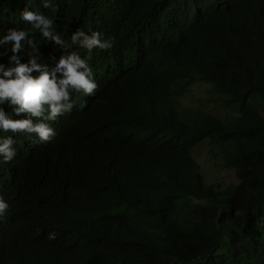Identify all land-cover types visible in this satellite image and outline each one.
Returning <instances> with one entry per match:
<instances>
[{
	"label": "trees",
	"instance_id": "1",
	"mask_svg": "<svg viewBox=\"0 0 264 264\" xmlns=\"http://www.w3.org/2000/svg\"><path fill=\"white\" fill-rule=\"evenodd\" d=\"M55 2L58 32L113 46L93 103L0 164V264H264V0ZM197 83L214 110L180 105ZM206 140L222 184L192 155Z\"/></svg>",
	"mask_w": 264,
	"mask_h": 264
},
{
	"label": "clouds",
	"instance_id": "2",
	"mask_svg": "<svg viewBox=\"0 0 264 264\" xmlns=\"http://www.w3.org/2000/svg\"><path fill=\"white\" fill-rule=\"evenodd\" d=\"M18 4L3 0L6 8H0V58L7 56V63L0 62V164L7 165H14L17 150L50 142L54 126L73 107L83 113L93 103L98 85L89 61L94 50L113 46L111 37L96 30L76 27L67 37L58 32L54 19L40 10H55V0H39L35 10ZM42 44L51 50L48 56ZM7 185L0 175V223L9 208Z\"/></svg>",
	"mask_w": 264,
	"mask_h": 264
},
{
	"label": "rangeland",
	"instance_id": "3",
	"mask_svg": "<svg viewBox=\"0 0 264 264\" xmlns=\"http://www.w3.org/2000/svg\"><path fill=\"white\" fill-rule=\"evenodd\" d=\"M208 88V85H193L191 87V90L189 91V94L184 95V97L180 99V105L184 108H186L187 106H190L192 108L203 106V109L206 111L214 110V105L210 104L206 100L208 99V96L206 94ZM207 142V140L202 142L200 146L192 151V154L195 160L200 165V172L204 182L208 185L211 183L222 184L229 177L226 176L225 171L222 169L221 157L218 154L214 155L213 153L209 152L210 146ZM213 151L214 153H217L215 149Z\"/></svg>",
	"mask_w": 264,
	"mask_h": 264
}]
</instances>
